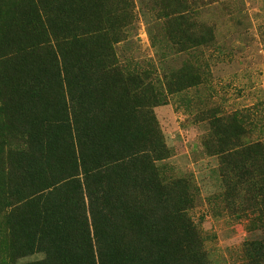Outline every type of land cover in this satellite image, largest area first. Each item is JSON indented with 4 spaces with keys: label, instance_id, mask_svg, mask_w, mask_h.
<instances>
[{
    "label": "trees",
    "instance_id": "obj_1",
    "mask_svg": "<svg viewBox=\"0 0 264 264\" xmlns=\"http://www.w3.org/2000/svg\"><path fill=\"white\" fill-rule=\"evenodd\" d=\"M154 4L176 53L213 41L191 22L193 1ZM133 10V0H0V264H209L188 216L193 186L157 165L167 149L154 114L164 93L206 73L189 59L161 79L121 64ZM202 121L224 202L264 222V143L251 137L264 120ZM244 247L246 264H264V238Z\"/></svg>",
    "mask_w": 264,
    "mask_h": 264
},
{
    "label": "rangeland",
    "instance_id": "obj_2",
    "mask_svg": "<svg viewBox=\"0 0 264 264\" xmlns=\"http://www.w3.org/2000/svg\"><path fill=\"white\" fill-rule=\"evenodd\" d=\"M191 1V22L212 32L210 44L176 53L154 0H133V24L115 51L121 64L155 69L157 79L184 59L206 73V80L191 90L164 93L154 109L167 149L157 165L193 186L195 204L188 216L200 232L209 264H246L244 243L264 238V222L251 211L233 212L224 202L219 157L207 155L201 145L207 132L202 120L235 112L264 120V0ZM251 137L264 143V131Z\"/></svg>",
    "mask_w": 264,
    "mask_h": 264
}]
</instances>
